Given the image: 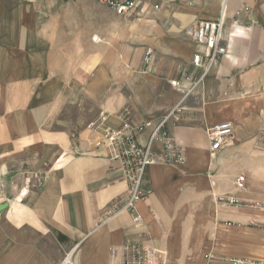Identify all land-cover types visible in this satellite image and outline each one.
<instances>
[{"label": "crops", "instance_id": "0c3cea01", "mask_svg": "<svg viewBox=\"0 0 264 264\" xmlns=\"http://www.w3.org/2000/svg\"><path fill=\"white\" fill-rule=\"evenodd\" d=\"M222 11L228 52L189 93L171 86L200 73L185 27ZM263 78L264 0H136L123 14L95 0H0V264H59L68 251L76 264H120L123 245L141 238L168 264H264ZM123 107L152 123L178 107L165 127L185 161L147 167L137 221L121 211L97 225L126 194L121 165L71 148L93 149ZM224 120L232 136L211 157L206 129ZM150 148L161 156L160 143ZM38 173L43 184L26 188Z\"/></svg>", "mask_w": 264, "mask_h": 264}, {"label": "built area", "instance_id": "2783aa9c", "mask_svg": "<svg viewBox=\"0 0 264 264\" xmlns=\"http://www.w3.org/2000/svg\"><path fill=\"white\" fill-rule=\"evenodd\" d=\"M35 1V0H26ZM111 8L117 14H123L136 7V0H95ZM225 27V13L222 11L216 19H197L187 25L184 35L191 42L196 50L191 56V65L200 69V73L190 78L184 75L181 80L173 79L169 83L175 88L189 93L199 83L211 63L228 52V40L223 36ZM96 40V36L93 37ZM152 54V49L147 48L144 53V60L147 61ZM182 81H189L190 87L183 89ZM261 89L264 94V78L261 81ZM178 107L171 109L163 119L156 123L150 121L136 122L133 112L129 107H123L119 111L122 124L118 127L106 126L103 128L100 137L94 142L91 150H81L78 145H72L71 151L76 154H86L94 149L105 150L107 157L120 163L122 168V179L126 185V194L123 197L113 198L105 207L103 213L97 219V225H102L114 219L121 211H127L132 220L137 221L138 215L134 213L136 204L146 198L149 189L145 183L146 170L149 165L155 162H167L182 164L185 161L183 148L169 137L165 120L168 116L174 115ZM151 128L149 143L142 144L138 136L146 129ZM233 125L229 120L220 121L206 129L209 140V155L214 157L227 140L232 136ZM71 137H76L75 133ZM152 141L162 145V153L155 158L150 148ZM46 177V173L29 174L24 178L26 188L40 187ZM245 176L238 175L235 179V186L238 189L245 188ZM227 203H236L234 197L226 198ZM1 217V216H0ZM124 260L120 264H168L167 253L164 249L152 244L146 238L129 241L123 245ZM206 260L213 258L209 252L204 254ZM231 264H252L244 258H228ZM59 264H76L72 252L65 253ZM208 264V263H205Z\"/></svg>", "mask_w": 264, "mask_h": 264}, {"label": "trees", "instance_id": "16d2710c", "mask_svg": "<svg viewBox=\"0 0 264 264\" xmlns=\"http://www.w3.org/2000/svg\"><path fill=\"white\" fill-rule=\"evenodd\" d=\"M57 236H58V238H59L60 240H63V239L66 238L64 235H62V234H60V233H58Z\"/></svg>", "mask_w": 264, "mask_h": 264}, {"label": "rangeland", "instance_id": "374dc122", "mask_svg": "<svg viewBox=\"0 0 264 264\" xmlns=\"http://www.w3.org/2000/svg\"><path fill=\"white\" fill-rule=\"evenodd\" d=\"M64 257V256H63Z\"/></svg>", "mask_w": 264, "mask_h": 264}]
</instances>
